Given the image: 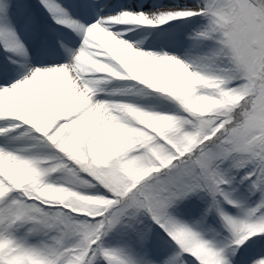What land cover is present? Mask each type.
<instances>
[{"label": "snow or ice", "instance_id": "6c2138e0", "mask_svg": "<svg viewBox=\"0 0 264 264\" xmlns=\"http://www.w3.org/2000/svg\"><path fill=\"white\" fill-rule=\"evenodd\" d=\"M0 264H264V0H0Z\"/></svg>", "mask_w": 264, "mask_h": 264}, {"label": "rangeland", "instance_id": "374dc122", "mask_svg": "<svg viewBox=\"0 0 264 264\" xmlns=\"http://www.w3.org/2000/svg\"><path fill=\"white\" fill-rule=\"evenodd\" d=\"M30 2L34 5L35 4V0H30ZM162 2H167V0H162ZM23 3H24V0H22V7H23ZM161 10H164V9H161Z\"/></svg>", "mask_w": 264, "mask_h": 264}]
</instances>
